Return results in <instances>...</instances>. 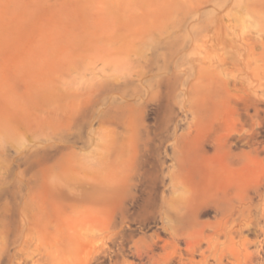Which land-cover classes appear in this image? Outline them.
<instances>
[{
  "label": "rangeland",
  "instance_id": "1",
  "mask_svg": "<svg viewBox=\"0 0 264 264\" xmlns=\"http://www.w3.org/2000/svg\"><path fill=\"white\" fill-rule=\"evenodd\" d=\"M15 1L0 264H264V0Z\"/></svg>",
  "mask_w": 264,
  "mask_h": 264
},
{
  "label": "bare ground",
  "instance_id": "2",
  "mask_svg": "<svg viewBox=\"0 0 264 264\" xmlns=\"http://www.w3.org/2000/svg\"><path fill=\"white\" fill-rule=\"evenodd\" d=\"M23 10L26 14H31L28 5H25ZM18 13L17 1L0 0V18L11 14L16 15ZM1 34L2 30L0 29V35ZM14 34H17L18 39L16 40L20 41L22 33L17 32ZM15 48L16 47L0 50L1 54L9 52L13 55L10 56L7 63L0 64L1 140L4 139L3 137L9 136V139L14 140L16 126L20 123H26L27 127H30L32 107L35 99L32 49L29 47L26 56L23 58L20 54L15 52ZM84 197L89 199H100L101 196L94 191L86 192ZM179 220L182 219L179 218Z\"/></svg>",
  "mask_w": 264,
  "mask_h": 264
}]
</instances>
